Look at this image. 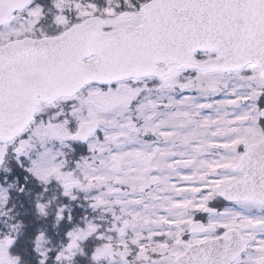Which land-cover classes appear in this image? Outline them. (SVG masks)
Returning a JSON list of instances; mask_svg holds the SVG:
<instances>
[{
	"label": "snow or ice",
	"instance_id": "6c2138e0",
	"mask_svg": "<svg viewBox=\"0 0 264 264\" xmlns=\"http://www.w3.org/2000/svg\"><path fill=\"white\" fill-rule=\"evenodd\" d=\"M0 264H264V0H0Z\"/></svg>",
	"mask_w": 264,
	"mask_h": 264
}]
</instances>
